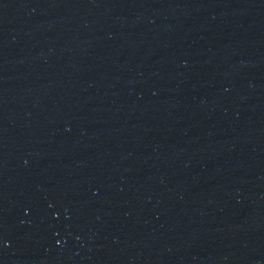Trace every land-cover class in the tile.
I'll return each instance as SVG.
<instances>
[{
    "label": "water",
    "instance_id": "95a60500",
    "mask_svg": "<svg viewBox=\"0 0 264 264\" xmlns=\"http://www.w3.org/2000/svg\"><path fill=\"white\" fill-rule=\"evenodd\" d=\"M0 264H264V0H0Z\"/></svg>",
    "mask_w": 264,
    "mask_h": 264
}]
</instances>
